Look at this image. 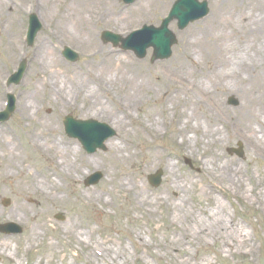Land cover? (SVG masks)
<instances>
[{
	"label": "bare ground",
	"instance_id": "obj_1",
	"mask_svg": "<svg viewBox=\"0 0 264 264\" xmlns=\"http://www.w3.org/2000/svg\"><path fill=\"white\" fill-rule=\"evenodd\" d=\"M169 1L155 0V4L161 9ZM147 6L148 3H141L125 11L116 8L111 0L37 2V9L48 14L52 29L43 36L32 61V92L28 89L18 103L24 120L33 123L25 135L30 154L16 151L14 137L0 133V200L8 195L13 197L11 206L0 205V224L34 221L35 226L29 228L23 241L0 234V259L12 250L16 253L22 244L25 250L35 246L43 235L38 228L46 227V213L52 207L71 202L72 197L108 207L112 201L105 194L112 198L129 195L134 210L142 215H153L157 211L152 207L164 206L165 215L179 219L180 225L157 244L169 257L171 251L177 253L174 262L202 264L191 262L195 257L192 258L187 246L197 248L208 240L219 244L222 254L251 259L257 255L256 243L245 227L228 214L219 194L231 193L251 205L256 204L264 214V171L256 178L248 169L250 160L246 159L243 167L238 159L227 158L224 152L231 141L243 140L250 157L264 160V0L240 3L213 0L208 21L184 34L174 64L170 69L155 66L156 76L150 80L143 70L132 67V60L102 48L94 28L101 22L116 27L131 26L149 15ZM30 7L25 0H0V38L6 53H20L14 25H18L17 15ZM64 39L79 44L96 57L87 70L92 86L81 76L72 75L68 78L72 84L67 88L69 92L65 91V80L62 83L57 71L62 61L52 47L53 41ZM192 54L200 57L199 60H192ZM3 91L0 85V95ZM113 91L124 95L127 102L114 98L117 107L111 108L107 100L113 97ZM225 92L238 95L235 109L226 107ZM41 94L53 111L78 106L86 113L114 118L122 134L118 141L107 142L103 167L111 178L101 191H78L76 182L83 175V166L89 162L98 166V163L85 160L75 144L51 133L58 131L59 125H55L51 114L42 113L43 102L38 101ZM149 97L160 102L146 108L149 116L145 122L134 116L133 110L142 108ZM133 119L137 121L136 131L130 128ZM167 121L173 123L172 140L180 153L166 154L161 161L166 172L165 186L160 192H148L140 179L157 163L160 153L154 149L150 156L138 157L139 152L125 142L136 132L157 138ZM185 155L198 160L199 174L176 170L174 159ZM31 165L38 167L39 172L33 171ZM194 197L209 203L208 206L191 204ZM26 199H32L35 204L30 206ZM62 233L83 249L87 262L115 261L125 254L123 247L115 248L109 239L91 241L94 229L75 220ZM82 236L89 242H84Z\"/></svg>",
	"mask_w": 264,
	"mask_h": 264
},
{
	"label": "rangeland",
	"instance_id": "obj_2",
	"mask_svg": "<svg viewBox=\"0 0 264 264\" xmlns=\"http://www.w3.org/2000/svg\"><path fill=\"white\" fill-rule=\"evenodd\" d=\"M27 2L28 10L25 13H19L17 15L18 25H14V34L16 39L19 38L20 42V53L12 55V53H6L2 48V41L0 38V85L4 88V91L0 95V110L4 108L6 102V94L11 93L16 98V107L11 117L0 123V133L11 134L16 142V151L21 152L23 155L30 154V145L25 137L26 133L33 127L32 122L24 120L22 114L19 110V104L21 101V96L26 93L28 89L32 92L31 82H33L32 77V61L37 54L38 47L43 39V36L47 31L52 29V26L48 23V14L45 12H40L36 4L40 0H25ZM116 8L122 10H130L141 3H148L149 15L141 17L139 21L131 26L120 25L118 27L107 24V23H97L94 28L96 32V40L102 48L111 50L114 54L121 55L132 60V67L139 70H143L146 73V79L150 80L156 76V72L153 70L155 66H160L163 68L174 64V60L177 53L180 52L181 40L184 34H189L192 27H198L203 22L208 21L207 17L213 9V0H206L208 3L209 12L208 14L196 20L184 29H178L176 26V21L173 20L169 23L168 28L174 33L176 37V43L171 47L172 54L166 59H159L155 61H150L152 55V49H148L146 56L142 59H138L132 51H123L119 47H113L110 43H104L100 37V33L104 30H108L114 33L121 34L122 36L127 35L131 31L142 27L143 25H154L158 26L161 20L167 15L174 0H170L163 8L156 7L155 0H137L131 5H126L122 0H111ZM236 3L243 2V0H235ZM29 13H35L41 23V29L38 31L34 43L31 46H27L25 41V34L27 28V17ZM207 19V20H206ZM205 20V21H204ZM204 24V23H203ZM52 47L55 55H57L62 64L58 68L59 78L63 81L65 80V91L70 89L71 81L69 77L72 75L81 76L87 81L88 86H92V82L88 79L87 70L90 69V61L96 57H92L91 53L86 52L75 42L70 40H56L52 42ZM64 47H69L71 50L75 51L78 55L76 61H68L64 59L61 52ZM192 60L198 59L200 57L192 54L190 57ZM21 59L26 61V69L24 71V76L18 85H7V77L16 69ZM96 60V59H95ZM96 71L95 68H93ZM60 84V83H59ZM111 98L107 100L108 105L111 108L117 107L115 100L126 103L127 99L124 95L113 91ZM115 98V100H114ZM233 98L237 102L235 105L229 104V99ZM106 100L105 98H103ZM39 103H41V111L44 114L51 116L56 120L55 125L58 124V131H51L53 135L61 137L66 142H71L75 144L82 157L91 162L98 163V166L92 165V163H87L83 166V175L80 176L76 182L78 191L87 192L91 190L101 191L103 184L107 183L108 178L111 175L105 171L103 164L106 163L108 154V140L112 139L118 141L121 136V130L117 129L114 122V118L105 115H96L95 113H86L80 110L78 106L60 108L59 110L53 111V106L48 102H45L44 94H41L38 98ZM159 100L154 97H149L142 108L134 109L133 115L138 116L139 119L147 122L148 112L146 108L151 105H158ZM224 103L230 110L235 109L239 104V97L234 92L224 93ZM82 105V104H81ZM53 111V112H52ZM36 113L34 110L33 114ZM66 114H71L73 117L80 119H96L100 122L108 124L115 130V135L109 138L105 142V150H96V152L88 155L82 148L80 142L77 139L68 137L64 132L63 118ZM131 122V129L136 131V120ZM173 123L165 122L162 126V135L157 138L147 137L141 132H136L135 134H130L129 139L126 140L127 145H131L140 155H149L152 150L157 149L160 153V157H156L157 163L147 169L144 172L143 177L140 182L143 184L144 188L148 192H160L165 186L166 182V172L163 165V160L166 154L180 153L178 151L176 142L172 140ZM241 145L242 155L238 156L236 153H231L230 149H238V144ZM246 143L243 140L231 141L227 147H225L224 152L227 158L238 159L240 164L245 167L246 159L250 160L247 164L248 169L253 171L254 177L258 178V173L264 171V160L253 158L249 156L248 150H246ZM8 148V146H7ZM178 152V153H177ZM135 160H138L135 159ZM160 161V162H159ZM162 161V162H161ZM176 164V170L181 171L185 174H199L200 173V163L196 158L189 155H185L174 159ZM31 169L35 172H39L38 167L31 165ZM158 169L162 171L161 182L157 187H153L148 182V175L154 173ZM94 171H99L102 173L101 179L93 185H84L85 178ZM105 197L112 202L110 206L103 207L102 204L91 205L83 200H77L72 197L71 202L62 204L60 206H54L51 210L46 213V229L38 228L42 230L43 235L38 243L31 249H24V245H20L17 252L11 253L7 252L6 257L4 256L0 260V264H14L19 262L22 264H179L178 261L174 262L177 257L175 251H171V255L164 254L157 244L164 241L165 235L172 229L177 228L180 225V220L171 216L165 215V207H152L156 209L157 213L153 215H142L136 212L133 208L134 201L131 200L129 195L118 194L115 197H111L109 194H105ZM219 198L222 199L227 206L228 214L235 220V222H240L244 227L246 232L251 236L253 241L257 245V255L251 259L248 256L238 257L233 256L229 253L222 254L219 252V244L213 243V241L208 240L205 244H200L197 248L187 246L192 258V263L201 262L202 264H264V214L261 213L260 208L256 204H249L246 201L234 196L231 193H226L224 195L219 194ZM5 199L8 203L5 204ZM194 201L191 203L198 207L208 206L209 203L205 201L199 202L197 198L194 197ZM13 202V197L11 195L5 196L0 200V205L3 207L11 206ZM30 206H33L35 202L32 199H26L25 201ZM101 210H104L102 212ZM57 214L62 215L63 219H58ZM75 220L83 225L89 226L94 229L93 238L91 241H103L104 239H109L110 244L114 245L115 248L123 247L124 255L113 260H102L96 261L92 260L87 262L84 258L83 249L73 242L72 237L63 234L62 229L71 221ZM18 227H20V233H4L0 231L2 235H11L13 237L21 239L23 241L24 237L28 233L29 228L35 226L34 221H25L23 223L14 222ZM4 224V223H3ZM1 225V224H0ZM84 242H89L86 236H82ZM143 244V245H140ZM148 245H151L148 247ZM15 248V245H12ZM53 248V249H51ZM226 249V248H225ZM13 255V256H12ZM16 256V258L14 257Z\"/></svg>",
	"mask_w": 264,
	"mask_h": 264
},
{
	"label": "water",
	"instance_id": "obj_3",
	"mask_svg": "<svg viewBox=\"0 0 264 264\" xmlns=\"http://www.w3.org/2000/svg\"><path fill=\"white\" fill-rule=\"evenodd\" d=\"M126 2H132L133 0H125ZM208 12L207 3L205 1L198 2L197 0H176L170 9L168 16L163 19L161 26L155 28L153 26H144L140 31L131 34L128 38L122 39L118 35H114L110 32H103V38L105 41H111L114 45L118 41L122 42V48L132 49L139 56L145 55V50L148 47L153 48L154 59H163L170 55V47L176 42L174 35L168 30L167 25L172 19L178 21L177 25L180 29L184 28L189 22L196 20L204 16ZM40 24L36 16H30V25L28 29V43L32 44L33 38L39 29ZM63 55L71 61L77 59V55L70 49L65 48ZM25 63H21L19 71L10 77L9 83H18L22 71L24 70ZM9 97V106L7 110L0 114V121L7 120L13 111V97ZM230 103L236 104V101L230 99ZM65 131L70 137H75L80 140L83 148L91 153L96 148H102L103 141L114 134V131L106 124L99 123L94 120H76L70 116H67L64 120ZM161 171H157L155 174L149 176V182L153 186H157L160 183ZM101 177L100 173H96L86 179L85 184L90 185L96 183ZM59 218H62L59 216ZM2 230L6 231L3 227Z\"/></svg>",
	"mask_w": 264,
	"mask_h": 264
}]
</instances>
